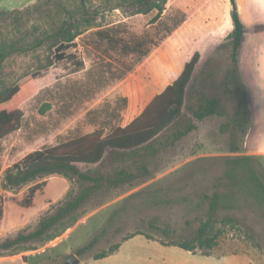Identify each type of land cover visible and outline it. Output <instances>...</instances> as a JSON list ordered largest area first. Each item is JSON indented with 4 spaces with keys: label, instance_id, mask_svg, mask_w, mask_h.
<instances>
[{
    "label": "rangeland",
    "instance_id": "1",
    "mask_svg": "<svg viewBox=\"0 0 264 264\" xmlns=\"http://www.w3.org/2000/svg\"><path fill=\"white\" fill-rule=\"evenodd\" d=\"M78 1L61 0L65 8L72 11L77 8ZM229 1L168 0L162 18L153 22L156 11L128 15L126 6L106 9L104 0H89L91 10L95 4L101 10L97 22H124L131 32L147 33L159 41V45L139 63L133 56L126 57L114 50L106 53L86 38H78L76 45L67 50L75 57L57 61L47 70H41L49 54L45 49L17 52L6 59L0 68V90L34 71L41 70L42 75L27 83L20 93L21 127L0 139V204L4 207L0 244L20 233L35 230L41 218L53 213L69 194H77L81 185L76 178L49 175L44 179V187L37 191L32 206H24L21 201L35 182L18 189L6 188L3 179L7 167L45 146L99 127L108 133L118 125L128 124L155 95L177 78L196 51L200 52L201 58L188 87L187 99L193 98V103L197 104L205 97H216L228 115H211L196 121L197 128L176 143L159 145L160 151L152 159L149 177L96 195L78 210L75 221L71 222L72 216L68 217L48 235L60 236L23 242L7 250L0 246V264H65L66 257L72 252L81 258L80 264H191L187 260L191 254L188 251L144 235L124 242L118 252L107 258L93 260L92 257L137 231L164 241L190 239L209 217L212 219L208 232L215 245L206 250L229 255V259L212 264H249V260L264 264V209L252 200L242 199L238 208L214 212L207 201L201 199L203 194H212L216 190L217 178L225 170L226 158L230 156H254L255 164L264 171V23L247 26L238 52L252 111V122L241 135L240 152L231 151L230 132L221 129L239 107V97L225 89V80L232 67L231 40L226 32L231 26ZM36 2L41 4V11L26 24L15 27L0 22V38L32 40L51 21L64 17V12L57 7V0H0V9H26ZM47 12L53 16L48 17ZM183 16L186 20L192 19L190 29L186 33H182L183 30L176 33L183 22L169 37L162 39ZM222 22L225 29L214 37L222 28ZM78 60L84 61L83 68L79 67ZM185 112L192 117L191 112ZM169 131L167 129L164 135ZM120 165L110 158L102 163L104 170H113ZM80 166L83 170L100 167ZM122 206L125 209L114 226L105 235H100L91 250L78 254L77 249L98 234L111 214ZM165 229L175 230L176 235L166 237ZM233 253L240 259H233Z\"/></svg>",
    "mask_w": 264,
    "mask_h": 264
},
{
    "label": "trees",
    "instance_id": "2",
    "mask_svg": "<svg viewBox=\"0 0 264 264\" xmlns=\"http://www.w3.org/2000/svg\"><path fill=\"white\" fill-rule=\"evenodd\" d=\"M52 1L54 0H47V2ZM104 1L106 9L126 6L128 15L156 11L153 22L162 18L168 2V0ZM230 1L234 28L227 38L231 40L232 67L225 80V89L227 93L236 94L239 97V107L234 115L222 124L221 129L223 132H230L231 151L240 152L241 135L247 132L252 122V111L244 88L238 57L246 36L247 25L242 19V7L238 0ZM64 5L61 0H57V7L64 12V17L51 21L50 25L41 30L32 40L26 41L22 37L0 38V68L14 53L45 49L49 54L41 70H47L57 61L75 57V54L68 53L67 50L76 45L78 38L81 40L86 38L93 43L94 47L102 48L106 53L114 50L126 57L133 56L136 63L141 62L155 46L159 45V41L147 33L138 35L131 32L124 22L108 24L97 22V16L101 10L97 4L93 6L94 10H91L89 0H79L75 5L77 8L73 11L67 10ZM40 6L41 4L36 2L26 9H0V22H8L15 27L24 25L33 18L35 13L41 11ZM46 14L48 17L53 16L50 12ZM185 20V16L179 19L162 39L169 37ZM200 58V52L196 51L185 63L177 78L162 92L155 95L141 113L128 124L118 125L108 133L104 128L99 127L92 132L58 144L45 146L28 153L24 158L7 167L3 179L6 188L18 189L35 182L21 201L24 206H32L37 191L44 187L46 184L44 179L49 175L61 174L76 178L81 185L77 194H69L53 213L41 218L35 230L20 233L15 238L2 242L0 246L7 250L23 242L51 240L60 236L61 234L48 235L68 217L72 216L71 222L75 221L78 210L96 195L109 193L113 189L149 177L152 159L159 153L162 144H174L188 135L197 128L196 121H203L211 115H228L221 100L216 97H205L197 104L193 103V98L187 99L188 87ZM77 63L80 68L85 66L83 60H78ZM41 70L26 74L12 86L0 90V139L21 127L23 111L20 107V93L27 83L42 75ZM124 101L127 103L128 97ZM185 110L191 112L192 117L188 116ZM167 129L170 131L165 136L164 132ZM106 158L118 161L121 165L113 170H104L102 163ZM80 165H99L100 167L83 170ZM38 179H41L40 182H36ZM215 188L212 194H203L201 197L203 202L207 201L211 211L238 208L242 199L252 200L264 209V171L257 167L254 156L236 155L226 158V168L217 178ZM124 209L125 206L116 209L100 232L80 246L77 253L82 254L91 250L99 238L120 219ZM3 215L4 207L0 204V220ZM211 219L212 217H209V220L201 225L197 234L190 239L164 241L146 232L137 231L109 248L96 252L92 258L100 259L115 253L123 241L138 234L158 240L165 245H175L194 253L201 252L209 255L212 252L206 249H212L215 245L214 238L208 232ZM164 234L166 237L175 236L176 231L165 229Z\"/></svg>",
    "mask_w": 264,
    "mask_h": 264
},
{
    "label": "crops",
    "instance_id": "3",
    "mask_svg": "<svg viewBox=\"0 0 264 264\" xmlns=\"http://www.w3.org/2000/svg\"><path fill=\"white\" fill-rule=\"evenodd\" d=\"M238 2L240 3V5L242 7V12H241L242 19L248 27L251 25H254V24H258V23H264V0H238ZM227 7H228V15H229L230 20H231V26L226 32L230 33L234 28L233 19L231 16V11H232L231 1H229V3L227 4ZM259 15H261V16H259ZM191 23H192V19L191 18L187 19L177 29L176 33L177 32L180 33L181 30H183L182 33H186L190 29V27L192 25ZM221 25H222V28L220 30L216 31V34H214V37H217L225 29V23L222 22ZM138 235H142V234H138ZM135 236H137V235H135ZM135 236H133V237H135ZM133 237H131V238H133ZM131 238H129V239H131ZM129 239L123 241L122 244L124 242L128 241ZM152 240H154V239H152ZM122 244H121V246H122ZM167 246H174V247L184 249L182 247L175 246V245H167ZM119 249H118V251H119ZM184 250L191 253L187 259L188 262H190L191 264H195V263H210V264L220 263L223 261L222 259H225V260L229 259V255H221V254H216V253L205 255V254H202L201 252L194 253V252L186 250V249H184ZM118 251H116V252H118ZM115 253H113V254H115ZM113 254H111V255H113ZM111 255H109V256H111ZM233 255H235V258H233V259H235V260L240 259L239 256L237 255V253H233ZM109 256H106L104 258H107ZM104 258H100V259H104ZM92 259L93 260H100V259H94V258H92ZM248 263L254 264L251 260H249ZM39 264H41V263H39Z\"/></svg>",
    "mask_w": 264,
    "mask_h": 264
},
{
    "label": "water",
    "instance_id": "4",
    "mask_svg": "<svg viewBox=\"0 0 264 264\" xmlns=\"http://www.w3.org/2000/svg\"><path fill=\"white\" fill-rule=\"evenodd\" d=\"M82 262L81 258L76 253H69L66 257L65 264H80Z\"/></svg>",
    "mask_w": 264,
    "mask_h": 264
}]
</instances>
